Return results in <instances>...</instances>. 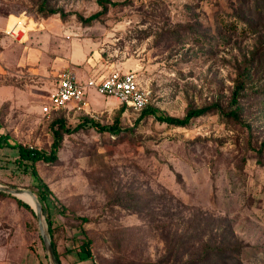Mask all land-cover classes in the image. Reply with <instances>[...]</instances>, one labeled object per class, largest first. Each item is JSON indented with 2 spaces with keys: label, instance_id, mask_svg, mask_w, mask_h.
Wrapping results in <instances>:
<instances>
[{
  "label": "rangeland",
  "instance_id": "1",
  "mask_svg": "<svg viewBox=\"0 0 264 264\" xmlns=\"http://www.w3.org/2000/svg\"><path fill=\"white\" fill-rule=\"evenodd\" d=\"M97 1L48 0L61 19L42 18L37 0H0L8 29L22 31L20 42L10 43L41 47L48 58L40 65L54 71L39 77L33 62L34 76L11 74L22 89L13 109L0 107L7 143L50 155L55 131L62 135L57 160L35 164L46 188L0 140V184L44 193L61 264H188L219 247H240V264H264V0ZM102 11L90 24L80 21ZM70 51L87 61L89 77L133 72L151 92L150 106L168 116L211 110L177 128L121 112L119 99L88 89L85 108L44 116L64 69L59 58ZM240 81L244 89L232 105ZM56 120L118 132L87 122L65 134ZM4 195L0 264H49L35 216L24 227L16 198ZM203 217L211 231L186 230ZM84 238L93 254L78 262L74 241Z\"/></svg>",
  "mask_w": 264,
  "mask_h": 264
},
{
  "label": "trees",
  "instance_id": "2",
  "mask_svg": "<svg viewBox=\"0 0 264 264\" xmlns=\"http://www.w3.org/2000/svg\"><path fill=\"white\" fill-rule=\"evenodd\" d=\"M37 1L39 4V6L37 8V12L39 13V15H41V17L43 16L42 18L53 17L55 15H59L61 19L66 18L65 15L61 11H57L55 9H47L48 0H37ZM97 2L100 6H104L103 5L104 0H98ZM108 4H110V2H108ZM103 8H104V10H106V7H103ZM103 13H104V11H102L101 13H97L95 15H92L91 17H89L87 19H80V21L86 25L90 24V23L96 21L99 18V16L102 15ZM243 89H244L243 82L242 81L238 82L235 90L232 93V97H231V104L232 105L237 104L240 93L243 91ZM123 110L124 111H127V110L133 111L132 109H128L127 107L122 105L121 112H123ZM210 110H211V107L190 109L185 113V115L182 118H176V117L168 116V115L160 112L159 110L151 107L150 105H148L146 108L142 109L140 112H137V113H140V118H152L160 124H166L168 126H173V127H177V128H186L191 124V122L194 119L205 116ZM58 114H59V112L58 113L57 112L52 113V115H54V116L58 115ZM230 117H232L234 120H238V115L235 111L230 114ZM87 122H90L91 126L94 128H97L100 132L109 131L111 133L113 132L114 134H117V132H118L117 130H115L112 127H110V128L99 127L98 124H95L92 121H85L84 123L76 126L73 129L66 128L61 120H56L54 122V125H58L59 129L62 130L65 134H71L73 132L78 131L79 129H82ZM116 123H117V120H116ZM54 136H55V139H54L52 146H51L52 148H51L50 155H46V153L35 150V149H28L27 147H25L24 145H21V144H14L12 146L9 143H7L8 136L5 134H0V140H2L4 142L3 143L4 147L6 146L8 148L17 150L18 157L16 159V164L18 165V167H24V169H26L27 171L30 170L31 176L34 178V180H36L39 183L38 186L42 187V188L43 187L46 188L45 185L41 184L40 179H38V176L36 175L35 164L38 162L54 163L57 160V151H58L60 143L62 141V135H61L60 131L57 130V131H55ZM0 195L6 196L3 193H0ZM36 196H37L40 204L42 205L44 214H46V221L48 224V229H49L50 238H51L52 246L54 249V253L56 255V258H57L59 264H61L60 255L57 252V245H56L55 238H54V232L55 231H54L52 224L49 220V217L46 213L47 212V205L45 204L46 198H45L43 192L42 193H36ZM15 202L17 203L18 207H22V208L26 209L27 211H29L31 213L32 217H34V213L28 205H26L25 203H22L21 201H18L16 199H15ZM79 220L82 222H87V220L83 219V218L79 219ZM201 220H202V222H200V224L197 227H193V224L191 222L188 223L187 225L189 226V228H187L186 230H189L191 232L193 231L194 233H196V232L202 233L205 230L211 231L213 229V228L210 229V227L208 226L209 222L207 219H205L203 217V218H201ZM28 226H29V223L27 222L26 227H28ZM210 233H212V232H210ZM212 235H210V237ZM216 235H217V233H216ZM223 236H224V233L222 234V237ZM74 242H75V244H74L75 248H77L79 250L77 253L78 262H85L86 260H90L92 258V254H93L92 250H91L92 241L88 238H84L83 241H81L80 243H77L76 241H74ZM200 249H199V251H200ZM240 250H241L240 247H233V248L219 247V248L215 249L213 252L207 253L205 258H203L202 260L195 261V262L188 263V264H240V261L238 259H236V257H238L241 254ZM195 255L196 254H191L189 256L192 257Z\"/></svg>",
  "mask_w": 264,
  "mask_h": 264
},
{
  "label": "built area",
  "instance_id": "3",
  "mask_svg": "<svg viewBox=\"0 0 264 264\" xmlns=\"http://www.w3.org/2000/svg\"><path fill=\"white\" fill-rule=\"evenodd\" d=\"M20 29H6L5 36L12 41L20 42ZM88 89H94L99 95L112 96L119 99L125 107L134 112H140L150 105L151 92L140 86L137 76L133 72L109 71L79 81L69 70H64L57 75L56 89L48 96V103L41 111L44 116H50L69 108L83 109L86 107L85 97Z\"/></svg>",
  "mask_w": 264,
  "mask_h": 264
},
{
  "label": "crops",
  "instance_id": "4",
  "mask_svg": "<svg viewBox=\"0 0 264 264\" xmlns=\"http://www.w3.org/2000/svg\"><path fill=\"white\" fill-rule=\"evenodd\" d=\"M8 22L9 20L0 17V107L6 106V108L8 109L10 107L11 109H13L14 104L16 102L15 92L17 90L21 92L20 89H22L20 88L21 85L20 86L14 85L13 79H10L11 78L10 76L11 74H13L14 70L24 69L25 71L30 72L29 74L31 76H34L33 73H31L34 68L33 62H38L36 63L37 64L36 68L39 77H45L47 74L49 75L54 71L52 70V68L50 69H47L45 67L42 68V66L40 65V61L42 59L44 60L48 58V55L42 51L41 47H33V46L24 47L21 44L10 43L11 41L10 38L4 36L5 34H3L4 31L8 28ZM74 56H76L75 52L70 51L67 54H65L63 57L59 58V60L62 62V67L64 68L63 71L64 70L72 71L71 68L78 70V74L80 75V77L82 78L85 77L84 80L78 79L81 82L86 81V79L88 78L95 77V75L89 77L91 67L88 65V63L86 64L87 61H85V59L77 60L76 59L77 56L75 58ZM32 57L34 59H31ZM54 58L56 59V57ZM40 68L43 69L42 73H39L41 72L39 70ZM7 115L10 116V113L7 112ZM3 129H4L3 127H0V134H3ZM15 211H16V216L21 217V219L23 220V225L25 227L27 222L32 219L31 213L22 207H18L17 203H16Z\"/></svg>",
  "mask_w": 264,
  "mask_h": 264
},
{
  "label": "water",
  "instance_id": "5",
  "mask_svg": "<svg viewBox=\"0 0 264 264\" xmlns=\"http://www.w3.org/2000/svg\"><path fill=\"white\" fill-rule=\"evenodd\" d=\"M0 192L10 195L20 201H22L19 196L26 194L30 196L32 199L33 204H29L25 201H22L26 205L30 207V209L33 211L34 216L37 221V226H38V233L40 236V239L42 241L43 249L45 251V257L48 260L49 264H59L56 255L54 253V249L52 246L51 238H50V233L47 225L46 218L44 216L43 208L42 205L40 204L37 196L30 190L28 189H22V188H12L8 186H4L0 184Z\"/></svg>",
  "mask_w": 264,
  "mask_h": 264
},
{
  "label": "bare ground",
  "instance_id": "6",
  "mask_svg": "<svg viewBox=\"0 0 264 264\" xmlns=\"http://www.w3.org/2000/svg\"><path fill=\"white\" fill-rule=\"evenodd\" d=\"M19 198L22 200V201H25L29 204H33L32 203V199L30 198V196L26 195V194H23V195H20Z\"/></svg>",
  "mask_w": 264,
  "mask_h": 264
}]
</instances>
